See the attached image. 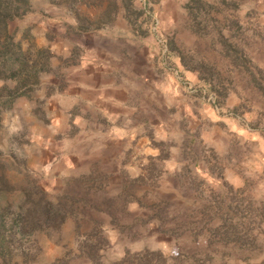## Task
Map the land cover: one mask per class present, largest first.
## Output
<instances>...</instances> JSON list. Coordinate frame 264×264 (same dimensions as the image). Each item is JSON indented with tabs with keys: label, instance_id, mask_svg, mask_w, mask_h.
Masks as SVG:
<instances>
[{
	"label": "rangeland",
	"instance_id": "rangeland-1",
	"mask_svg": "<svg viewBox=\"0 0 264 264\" xmlns=\"http://www.w3.org/2000/svg\"><path fill=\"white\" fill-rule=\"evenodd\" d=\"M0 264H264V0H0Z\"/></svg>",
	"mask_w": 264,
	"mask_h": 264
},
{
	"label": "crops",
	"instance_id": "crops-1",
	"mask_svg": "<svg viewBox=\"0 0 264 264\" xmlns=\"http://www.w3.org/2000/svg\"><path fill=\"white\" fill-rule=\"evenodd\" d=\"M116 5L118 7V5H120V3L116 2ZM104 9V8H102ZM116 17V21H121L124 22L125 21V12L123 10L122 7L119 8V10L117 11L116 15H114ZM114 23V21L112 22ZM112 23H106L105 21L99 22L97 23V27H99L98 29H104V30H119L121 32V34L123 35V33H125L126 35H130L133 39H131V41H133V48L136 47L138 48L142 43V45H146L147 47H150L151 49H155V47H153L151 45V41L147 38V37H139L138 35L134 34L135 30L132 29L131 27H125V25L123 26H117L115 24ZM125 23V22H124ZM92 29V27H91ZM130 41V40H129ZM189 74V75H187ZM187 77H191L193 78V74L192 73H187Z\"/></svg>",
	"mask_w": 264,
	"mask_h": 264
}]
</instances>
